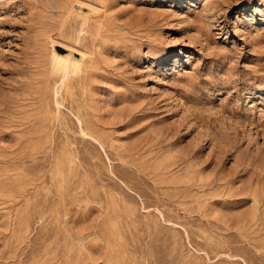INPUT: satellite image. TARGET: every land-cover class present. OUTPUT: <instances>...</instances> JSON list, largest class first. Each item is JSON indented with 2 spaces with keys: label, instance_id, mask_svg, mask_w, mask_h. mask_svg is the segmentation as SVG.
Masks as SVG:
<instances>
[{
  "label": "rangeland",
  "instance_id": "1",
  "mask_svg": "<svg viewBox=\"0 0 264 264\" xmlns=\"http://www.w3.org/2000/svg\"><path fill=\"white\" fill-rule=\"evenodd\" d=\"M0 264H264V0H0Z\"/></svg>",
  "mask_w": 264,
  "mask_h": 264
},
{
  "label": "bare ground",
  "instance_id": "2",
  "mask_svg": "<svg viewBox=\"0 0 264 264\" xmlns=\"http://www.w3.org/2000/svg\"><path fill=\"white\" fill-rule=\"evenodd\" d=\"M62 55H63L65 58H68V56H65V54H62ZM57 57H58V56H57ZM64 57H63V58H64Z\"/></svg>",
  "mask_w": 264,
  "mask_h": 264
}]
</instances>
